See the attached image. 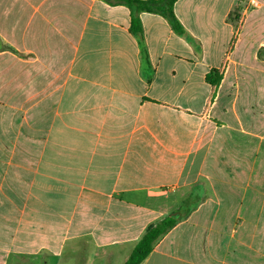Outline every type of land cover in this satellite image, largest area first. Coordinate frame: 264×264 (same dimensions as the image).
Masks as SVG:
<instances>
[{"label":"crops","instance_id":"obj_1","mask_svg":"<svg viewBox=\"0 0 264 264\" xmlns=\"http://www.w3.org/2000/svg\"><path fill=\"white\" fill-rule=\"evenodd\" d=\"M174 10L0 0V264H264V0Z\"/></svg>","mask_w":264,"mask_h":264},{"label":"trees","instance_id":"obj_2","mask_svg":"<svg viewBox=\"0 0 264 264\" xmlns=\"http://www.w3.org/2000/svg\"><path fill=\"white\" fill-rule=\"evenodd\" d=\"M110 5H125L131 10L132 21L131 31L140 41L142 48V57L145 62L148 60L147 52L143 39V27L140 19L142 12H149L160 14L171 23L174 31L180 35H184L185 31L180 24L175 14V4L177 0H103ZM238 13V12H237ZM237 21H239L240 15L236 14ZM260 57H264V49L259 52ZM219 70H212L207 75V80L213 85H219ZM189 201H185L183 205L175 212L166 216L162 220L155 224L150 225L144 233L141 240L136 245L135 249L131 253L130 257L125 264H142V262L151 254L155 242L168 233L176 224L188 217L191 210L188 205Z\"/></svg>","mask_w":264,"mask_h":264},{"label":"rangeland","instance_id":"obj_3","mask_svg":"<svg viewBox=\"0 0 264 264\" xmlns=\"http://www.w3.org/2000/svg\"><path fill=\"white\" fill-rule=\"evenodd\" d=\"M88 255H89V251H87V250L84 253H80V255H79L80 256V261H83L84 262L85 260L84 259H81V258H85ZM66 257H68L67 253H66ZM78 260L73 259V258H69L66 261H64L63 264H77L79 262ZM101 263H102V260L101 259H99V260L96 261V264H101Z\"/></svg>","mask_w":264,"mask_h":264}]
</instances>
